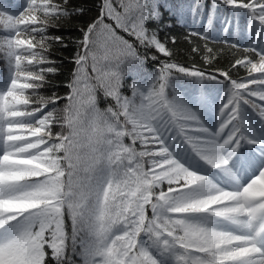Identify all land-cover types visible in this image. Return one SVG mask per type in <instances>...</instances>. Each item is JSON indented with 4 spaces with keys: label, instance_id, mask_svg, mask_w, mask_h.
Masks as SVG:
<instances>
[{
    "label": "snow or ice",
    "instance_id": "snow-or-ice-1",
    "mask_svg": "<svg viewBox=\"0 0 264 264\" xmlns=\"http://www.w3.org/2000/svg\"><path fill=\"white\" fill-rule=\"evenodd\" d=\"M0 264H264V0H0Z\"/></svg>",
    "mask_w": 264,
    "mask_h": 264
},
{
    "label": "trees",
    "instance_id": "trees-1",
    "mask_svg": "<svg viewBox=\"0 0 264 264\" xmlns=\"http://www.w3.org/2000/svg\"><path fill=\"white\" fill-rule=\"evenodd\" d=\"M76 3H81V4H84L85 6H88L90 7L92 4L95 3V0H75ZM181 30L179 28H176L174 29V34H179ZM54 34H57V35H60V34H63V35H67V36H72V35H75V31L71 28H63V29H60V30H53ZM161 35L163 36V33H161ZM72 49H71V46L68 50H63L64 52V55H70ZM54 58L56 59H59V56H54Z\"/></svg>",
    "mask_w": 264,
    "mask_h": 264
}]
</instances>
